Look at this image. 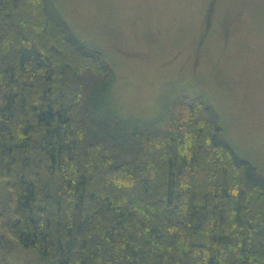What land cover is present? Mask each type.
I'll use <instances>...</instances> for the list:
<instances>
[{"label":"trees","instance_id":"16d2710c","mask_svg":"<svg viewBox=\"0 0 264 264\" xmlns=\"http://www.w3.org/2000/svg\"><path fill=\"white\" fill-rule=\"evenodd\" d=\"M114 78L53 0H0V233L44 264H264V175L219 113L128 121Z\"/></svg>","mask_w":264,"mask_h":264},{"label":"rangeland","instance_id":"374dc122","mask_svg":"<svg viewBox=\"0 0 264 264\" xmlns=\"http://www.w3.org/2000/svg\"><path fill=\"white\" fill-rule=\"evenodd\" d=\"M53 3L115 71L111 105L119 116L165 122L177 98L203 96L225 139L264 175V0ZM5 197L1 184L0 212ZM0 235V264H44Z\"/></svg>","mask_w":264,"mask_h":264}]
</instances>
